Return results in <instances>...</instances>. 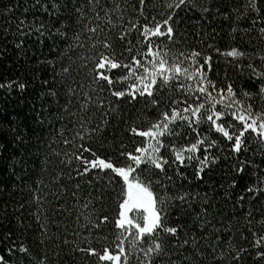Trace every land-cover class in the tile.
Masks as SVG:
<instances>
[{
	"label": "snow or ice",
	"instance_id": "6c2138e0",
	"mask_svg": "<svg viewBox=\"0 0 264 264\" xmlns=\"http://www.w3.org/2000/svg\"><path fill=\"white\" fill-rule=\"evenodd\" d=\"M186 2L163 0L159 7L164 11L149 16V10L158 8L154 0L151 4L150 0H31L32 21L16 19L21 37L52 40L53 58L40 62L53 68L59 65L57 75L64 76L68 85L63 103L57 91L41 94L33 130L36 139L41 141L45 123L53 120L64 122L61 136L74 133L72 140L64 139L65 144L87 140L68 161L73 157L78 161L75 178L92 177L87 181L92 191L81 200V185H75L76 227L65 224L63 234L54 218L45 214L42 220L38 211L34 213L39 223L35 241L13 244L8 255L0 254V264H132V260L135 264H248L249 260L264 264V169L248 158L249 152L264 157V111L257 112L255 104L257 99L264 102V0H241L238 6L206 0L202 6L205 14L215 11L212 19L219 16L231 24L229 49L221 53L214 43L207 47L230 57L227 66L241 77L246 74L255 92L243 85L234 87L227 73L226 85L218 87L209 76L211 56L195 49L173 50L181 35L174 17ZM16 8L18 4L5 6L0 15L10 16ZM37 8L47 14V21L37 20ZM241 21L248 27H242ZM213 33L204 36L215 41L219 33L214 28ZM22 46L23 39L18 44ZM85 48L97 51L90 59L76 55ZM78 60L83 61L82 67ZM74 71L76 76L83 71L87 84L67 81ZM12 87L24 91L27 85L20 80L0 84V88ZM49 97L52 101L45 106L43 101ZM121 124L125 127L118 132ZM12 131L22 143L23 136ZM108 136L115 143V159L100 155L92 146L99 140L103 147ZM16 163L23 172L26 161H15L14 170ZM222 164L223 175L211 185L213 195H194L190 186L185 187L182 168L194 166L197 180L207 176L211 181ZM62 176L58 174L54 182ZM246 176L248 183H244ZM40 184L43 180L36 191L29 190L33 202L39 204L51 195L54 216L71 212L60 203L63 185L59 191L41 195ZM110 190L117 195L111 216L104 211ZM246 203L260 207L244 212V224L237 228L230 217L236 218ZM228 204L234 210L226 216ZM8 208L5 202L0 209L4 218L9 216ZM16 222L22 229L31 227L23 217ZM109 225L111 232L103 234ZM237 235L240 244L234 242Z\"/></svg>",
	"mask_w": 264,
	"mask_h": 264
},
{
	"label": "trees",
	"instance_id": "16d2710c",
	"mask_svg": "<svg viewBox=\"0 0 264 264\" xmlns=\"http://www.w3.org/2000/svg\"><path fill=\"white\" fill-rule=\"evenodd\" d=\"M151 2L153 0H150V4ZM154 2L158 5L157 11L152 12L149 10V16L157 15L158 12L164 11L162 7H159L163 0H154ZM240 2L241 0H223V3L233 6H238ZM205 3L206 0H188V2L176 10L177 14L174 18L180 22L179 29L181 35L177 37L179 43L172 46L173 50L185 51L195 49L203 55L211 56L213 71L209 73V76L216 80L218 87L226 85L224 77L225 73H227L228 79L234 82V87L238 88L240 85H243L248 91L255 92L257 89L253 85V82L247 79V75L245 74L243 77L237 75L232 68L227 66V61L231 58L221 54L233 45L229 37L230 22L219 16L216 19H212V16L216 15L215 11L212 14L203 13L202 6ZM11 4H18L19 8L14 9L10 16L0 15V84L20 80L25 82L27 87L24 91H20L16 87L0 88V188L6 187L5 191L0 192V209H3L5 202L9 205V216L7 218H4L2 212H0V254L4 255H8L7 249L13 244H19L21 242L32 244L35 241L36 234L39 231V223L34 215L37 211L42 220L45 214L50 219L54 218L60 225V234H63L65 224L75 228L76 217L78 215V210L74 207L77 197H73L72 195L73 192L77 191L75 185L77 183L81 185L78 192V197L81 200L92 191L87 185V181L92 179V177L85 176L83 179L75 178L74 169L78 161L74 157L71 163L68 161V158L72 157L74 152L79 151V145L81 143H88L87 140L81 141L77 138L72 144H65L63 142L64 139L72 140L74 133L65 132L61 136L59 132L64 122L56 123L53 120L45 123V131L43 132L41 141H37L36 139L33 130L37 129L36 122L39 119L42 104L40 99L41 94L46 93L49 89L57 91L61 94V103H63V95L68 85L64 76L57 75L59 65L53 68L47 63L40 62L53 58L52 52H50L52 40L48 39L41 42L36 35L21 37L16 31L17 18L27 19L29 22L33 19V10L30 8L31 0H0V9ZM26 6L29 7V11L27 12H25ZM35 16L37 20H48L47 14L39 8L35 10ZM143 22L142 20L141 23ZM209 24H211V27H209ZM241 26L246 28L248 27V23L241 21ZM213 28L219 33L215 41L206 39L204 36L205 32L215 35ZM198 32L200 35H197ZM21 39H23V46L18 47ZM160 40L163 41L164 38H160ZM164 42L167 43L166 41ZM209 43H214V47L220 48L221 53H217L214 48H208L207 45ZM59 46L63 47V45ZM244 47H247V45H244ZM96 51L89 48L78 49L76 55L90 59ZM117 51L119 52V49ZM77 63L81 67L83 66V61L78 60ZM72 79H77L87 84L83 71L80 72L79 76H76V72L74 71L72 76L67 78V81L70 82ZM44 81H47V84ZM51 101L52 98L49 97L43 103L47 106ZM255 104L257 112L264 111V102L257 99ZM53 111H55V107H53ZM49 124H51L50 128L48 127ZM68 127H71V125H68ZM124 127L125 125L121 124L118 132L122 131ZM12 129H16V133L23 136L22 143L14 138ZM194 138L195 134H192L191 139ZM125 139H128L127 136H125ZM139 139L137 138L138 141ZM92 146L100 155L112 156L115 159V143L112 136L107 137V141L103 147H101L99 140L92 142ZM85 155L88 154L85 153ZM21 158L26 161L23 172L21 171V165L19 163L15 164V170L12 167L13 163L19 161ZM241 158L243 159V156ZM248 158L254 160L256 165L264 169V157H261L258 153L253 156L252 152H249ZM223 168V164L217 168L215 173L212 174L213 179L211 181L208 180L207 176H205L204 181L197 180L194 174V166L182 168L181 171L186 173V179L183 183L186 188L190 186L189 190L194 195L195 193H199L203 196L205 193H208L211 196L213 195L211 185L219 181L223 175ZM251 171L252 169L249 168V173ZM60 173H63L62 178L58 182H54L53 178ZM21 176H23V179H20ZM69 176L74 178L69 179ZM41 180H43V184L39 185L41 195L51 193L52 191H59L61 185L64 186V190L61 191L60 203L66 209H70V213L66 211L59 216H54V202L52 201L51 195L46 196L45 200L40 201L39 204L32 201L29 190L36 191L37 184ZM248 182L249 177L246 176L244 183ZM217 189L219 191L218 184ZM118 191L119 186L116 189V192ZM154 191L157 194H162L159 188H155ZM239 191L240 189H237V192ZM116 192L110 190L104 201V211L110 216L116 212ZM19 204H24L23 209L18 208ZM14 207L17 210L13 214ZM259 207V204L252 206V208ZM252 208L246 203L236 218L230 217L232 224L237 228L242 227L244 224L243 213L251 211ZM233 210L232 205L228 204L225 207V215L229 216ZM79 211L84 210L80 209ZM19 217H23L25 225L31 226L30 229H22L17 224L16 221ZM237 219L239 220V224H237ZM257 219H259V215H257ZM80 222H84L82 218ZM225 223L227 224V221ZM53 231H56V229L53 228ZM235 231L236 228L233 229V232ZM10 232L13 234L11 239H9ZM110 232V225L103 229V234L105 235ZM223 238L227 240L228 234L225 233ZM249 239H251L250 235ZM234 242L236 244L242 243L238 235ZM96 246L98 247L99 245ZM132 264H135L134 260H132ZM248 264H251V260H249Z\"/></svg>",
	"mask_w": 264,
	"mask_h": 264
}]
</instances>
